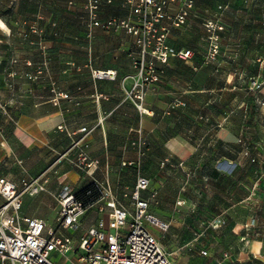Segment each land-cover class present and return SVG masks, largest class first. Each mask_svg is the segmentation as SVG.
Returning a JSON list of instances; mask_svg holds the SVG:
<instances>
[{
  "label": "crops",
  "instance_id": "obj_1",
  "mask_svg": "<svg viewBox=\"0 0 264 264\" xmlns=\"http://www.w3.org/2000/svg\"><path fill=\"white\" fill-rule=\"evenodd\" d=\"M2 1L7 9H0V177L17 186L24 177H40L43 191L55 197L63 185L76 193L93 179H107L121 198L134 187L122 178L130 167L138 176H146L142 166L148 162L185 169L198 161L209 133L224 148L241 135H259L255 143L264 144V0H194L179 26L171 20L182 2L166 0L165 16L154 27L165 33L167 44L190 49L192 56L154 60L157 79L144 85L143 110L133 96L139 81L134 60L140 55L133 30L143 26L134 8L140 0ZM143 6L154 13L152 5ZM207 21L222 28L208 32ZM211 33L218 52L207 61ZM82 126L91 129L88 154L96 162L88 173L74 166L70 150ZM147 178L155 198L181 209L173 175ZM22 197L20 215H41L47 222L54 214L51 205L46 211L29 195ZM263 197L235 202L234 217L226 222L235 235L224 251L232 261L264 264V230L236 234L248 221L263 226ZM149 210L159 211L150 204ZM205 228L193 241L212 256Z\"/></svg>",
  "mask_w": 264,
  "mask_h": 264
},
{
  "label": "built area",
  "instance_id": "obj_2",
  "mask_svg": "<svg viewBox=\"0 0 264 264\" xmlns=\"http://www.w3.org/2000/svg\"><path fill=\"white\" fill-rule=\"evenodd\" d=\"M140 1L141 5L134 8L135 12L142 14L143 26L140 30H133L139 34L137 43L140 46V55L134 60L138 70L139 81L135 83L138 90L133 96L141 110L145 83L157 79L154 60L166 62L170 57L189 58L192 52L190 49L177 50L167 44L165 33L158 32L154 27L165 16L166 0ZM193 1L181 0L179 12L171 20L172 25L185 23ZM144 4L152 5L154 13L148 14ZM205 27L208 32L222 28L212 21H207ZM209 40L207 61L214 60L218 52L216 35L211 33ZM148 55L151 59L146 58ZM41 69L39 66L36 73H40ZM36 73H25V76L34 79ZM58 128L62 129V126ZM90 130L86 126L80 127V136L72 139L70 147L75 152L74 166L87 173L96 164L88 154L87 134ZM44 183L40 177H24L17 186L0 177V196L3 198L0 205V264H173L170 252L159 238V233L166 232L170 224L151 213L149 197L142 196V191L149 188L146 176L139 175L131 191L123 194L129 198L126 204L120 201L107 179H93L97 196L87 204L76 196L72 188L63 185L56 196L58 209L53 227L42 218L20 215L21 195L44 190ZM87 194H91V190ZM150 196L154 193L151 192ZM94 207H97L100 216L84 227L82 219L86 211ZM217 221L215 226L224 222ZM210 224L213 225L212 222ZM66 230L79 232L75 243ZM199 253L206 256L207 249L200 248ZM224 257H228L226 253Z\"/></svg>",
  "mask_w": 264,
  "mask_h": 264
},
{
  "label": "rangeland",
  "instance_id": "obj_3",
  "mask_svg": "<svg viewBox=\"0 0 264 264\" xmlns=\"http://www.w3.org/2000/svg\"><path fill=\"white\" fill-rule=\"evenodd\" d=\"M0 9H7V4L2 1ZM28 9L32 8L28 7ZM246 137L241 135L234 145L224 148L209 133L205 138L206 147L197 151L198 161L185 169L178 167L168 170L159 168L152 162L142 166L145 175L152 179L164 174L173 175L175 177L173 190L176 192V198L180 197V200L184 202L180 206L181 209L175 211L169 204L161 203L154 196L150 197V205L159 209L155 216L170 222L168 230L159 233V238L170 252L173 264H222L218 263L219 260L224 261L225 264H240L232 261L229 253H226L228 257H224V251L229 252L231 249L233 243L231 236L235 235L232 227L226 222L234 217L233 212L238 206V204L235 206L236 201L245 196L258 201L261 200L262 193L264 194V144L261 146L255 143L256 138H260L259 135H249L251 141ZM137 176L136 168L130 167L122 178L124 183L132 188ZM150 193V190L146 189L142 192V196L149 197ZM25 194L29 195L31 200H35L36 204H40L41 208L46 206L44 208L46 211L48 205H51V210L54 208V214L50 216L47 223L52 227L55 226V212L58 209L56 197L43 190ZM22 196L23 194L21 195L22 206L23 203L25 206L26 202ZM119 199L121 202H127L128 197L122 196ZM35 202H30V207H35ZM230 207L232 209L228 211ZM94 209L86 211L82 219L84 227L94 223L100 216ZM221 212L225 216L215 215ZM35 216L43 218L41 215ZM218 219L224 222L215 226L218 224ZM211 222L213 225L210 224ZM252 224V221L243 223L242 231H237L236 234L248 236L251 234L250 230L255 228L257 233L264 230V225L259 228L252 227ZM203 228L207 229V237L210 239L208 245L211 247L212 256L201 255L200 247L193 241L198 238ZM66 233L73 237L75 243L79 232L70 233L66 230Z\"/></svg>",
  "mask_w": 264,
  "mask_h": 264
},
{
  "label": "trees",
  "instance_id": "obj_4",
  "mask_svg": "<svg viewBox=\"0 0 264 264\" xmlns=\"http://www.w3.org/2000/svg\"><path fill=\"white\" fill-rule=\"evenodd\" d=\"M88 190H91V194H87ZM75 194L78 198L82 199L85 204L89 203L91 200H93L97 196V193H96L92 183H90L89 185H87L83 189L79 190ZM91 196H92V198H91Z\"/></svg>",
  "mask_w": 264,
  "mask_h": 264
}]
</instances>
